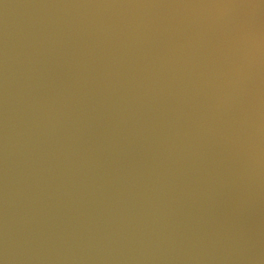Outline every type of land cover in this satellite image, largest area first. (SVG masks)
<instances>
[{
	"label": "water",
	"instance_id": "obj_1",
	"mask_svg": "<svg viewBox=\"0 0 264 264\" xmlns=\"http://www.w3.org/2000/svg\"><path fill=\"white\" fill-rule=\"evenodd\" d=\"M0 54L264 251V0H0Z\"/></svg>",
	"mask_w": 264,
	"mask_h": 264
}]
</instances>
